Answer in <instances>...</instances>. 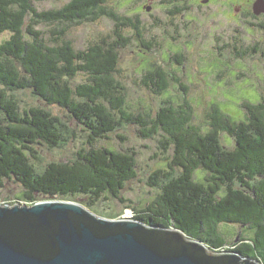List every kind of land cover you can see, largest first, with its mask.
Segmentation results:
<instances>
[{
	"label": "trees",
	"instance_id": "1",
	"mask_svg": "<svg viewBox=\"0 0 264 264\" xmlns=\"http://www.w3.org/2000/svg\"><path fill=\"white\" fill-rule=\"evenodd\" d=\"M108 2L70 0L57 9L38 10L33 0H0V36L8 34L0 41V188L6 181L18 182L24 193L17 202L27 205L39 202L38 197H87L90 211L108 199L125 205L128 200L121 193L137 178V154L97 145L120 129L136 126L145 140L161 136L162 149H172L173 158L166 169L150 175L149 186L159 193L133 220L175 229L211 250L235 251L264 264V99L243 102L245 117L239 122L211 106L206 131L193 123L194 110L185 96L178 105L163 102L155 114L131 112L126 88L117 79L119 50L131 43L124 30L129 29L137 42L145 40L144 32L138 17L120 15ZM101 18L113 22L114 41L77 50L68 39L70 28ZM41 25L50 27L49 39L38 29ZM149 46L147 50L154 43ZM249 52L257 50L238 55ZM79 76L83 81L75 83ZM141 81L157 96H163L171 82L183 87L177 75L170 77L156 65ZM21 91L68 111L88 132V149L70 162L37 170L31 161L36 160L34 147H64L69 142L67 126L41 107L22 111L15 96ZM223 134L234 140L232 149L222 144ZM197 172L206 175L198 180ZM223 224L247 227L252 236L238 238L228 248L219 229Z\"/></svg>",
	"mask_w": 264,
	"mask_h": 264
},
{
	"label": "rangeland",
	"instance_id": "2",
	"mask_svg": "<svg viewBox=\"0 0 264 264\" xmlns=\"http://www.w3.org/2000/svg\"><path fill=\"white\" fill-rule=\"evenodd\" d=\"M69 1L33 0L38 10L57 9ZM146 2V0H109L107 4L122 16H137L141 19L145 41L154 43L151 50L143 49L131 36L132 32L129 29L123 32L124 36L131 38V43L119 50L117 79L126 88L128 109L136 114L143 111L155 114L162 107L163 102L171 101L178 105L185 96L194 110L193 123L204 131L208 129L207 118L211 106H217L234 121L244 120L245 111L241 104L243 102L256 104L264 99V34L257 32V35L261 36L262 42H260L258 38L248 36L244 30L225 29L220 24L221 16L214 20L207 17L208 20L201 26L177 20L174 27L167 24L168 5L157 4L156 11L150 10L153 15L151 17L148 15L149 5ZM191 13L187 15L188 19L196 16L194 9ZM184 24H188V27ZM38 29L44 31L46 38L49 39L47 31L50 27L41 25ZM113 31V22L108 18H101L93 23H82L71 27L68 39L77 50H83L93 43L113 42ZM7 37L8 34L1 35L0 41ZM171 37H176L178 42ZM252 48L257 49V52H249L244 57L238 55ZM152 65L161 66L170 77L177 75L183 87L171 82L163 96L154 95L142 85L141 81ZM83 79L79 76L75 83H81ZM184 87L186 90L183 91ZM15 96L20 101L22 111L31 107H41L59 117L67 126L66 136L69 142L64 147L59 149H49L45 145L34 147L36 160L31 159V161L37 170L42 171L50 163L70 162L79 151L88 149V132L68 111L57 106L45 105L29 91L17 92ZM160 139L161 136H155L145 140L139 135L136 126H127L110 135V140L98 143L97 148L105 147L119 152L134 150L137 154V178L129 182L121 193L122 197L128 200L127 204L123 205L114 199L101 201L91 208L93 214L108 220L134 219L136 212L141 213L152 204L159 192L150 188V175L158 169H166L173 158V150H163ZM221 139L226 148L234 147V140L228 135L223 134ZM205 175L203 172H197L196 178L201 180ZM23 193L24 189L18 182L6 181L5 186L0 188V205H27L23 200L17 202L22 199ZM38 200L49 201L50 198L38 197ZM66 201L76 202L87 208L88 198L78 197ZM219 229L227 241L228 248H232L238 238L246 240L252 236V232L247 227L240 225L223 224Z\"/></svg>",
	"mask_w": 264,
	"mask_h": 264
},
{
	"label": "water",
	"instance_id": "3",
	"mask_svg": "<svg viewBox=\"0 0 264 264\" xmlns=\"http://www.w3.org/2000/svg\"><path fill=\"white\" fill-rule=\"evenodd\" d=\"M0 264L259 262L235 251L211 250L175 229L99 218L79 203L50 197L30 206L0 205Z\"/></svg>",
	"mask_w": 264,
	"mask_h": 264
},
{
	"label": "flooded vegetation",
	"instance_id": "4",
	"mask_svg": "<svg viewBox=\"0 0 264 264\" xmlns=\"http://www.w3.org/2000/svg\"><path fill=\"white\" fill-rule=\"evenodd\" d=\"M147 12L149 16H153L150 10L156 11L157 4L168 5L167 24L175 26L177 20L187 21L191 24L202 25L207 17L214 20L221 16V25L225 29L244 30L251 38H258L262 42L261 36L257 32L264 34V0H146ZM149 9V11H148ZM195 10L193 19L187 18L191 10ZM151 12V13H150ZM192 14V13H191ZM137 17V16H135ZM141 21V19H139ZM210 20V19H209ZM156 22V20H155ZM188 27V24H184ZM178 34V29H175ZM180 37V35L178 36ZM175 42L176 37H171ZM137 42V41H136ZM142 48L150 49L147 41L139 42ZM143 44V45H142ZM257 47V44H255ZM257 50V49H256ZM142 52V51H141Z\"/></svg>",
	"mask_w": 264,
	"mask_h": 264
}]
</instances>
